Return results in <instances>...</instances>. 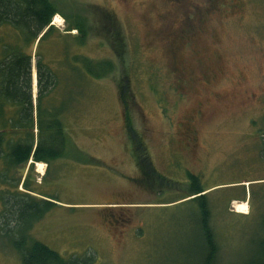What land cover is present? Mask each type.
<instances>
[{
  "label": "rangeland",
  "instance_id": "374dc122",
  "mask_svg": "<svg viewBox=\"0 0 264 264\" xmlns=\"http://www.w3.org/2000/svg\"><path fill=\"white\" fill-rule=\"evenodd\" d=\"M55 1L70 20L87 18L90 33L79 45L56 14V35L44 46L54 67L68 47L113 70L72 88L63 120L81 152L44 163L43 175L36 164L28 174L31 162L12 169L14 180L0 178V196L26 191L27 177L36 196L53 198L29 233L65 258L202 264L198 201L182 199L192 173L208 193L219 244L213 264H242L264 213V0ZM110 17L122 32L113 42ZM126 114L146 150L130 139ZM145 151L171 182H143ZM10 239L0 228V264H21Z\"/></svg>",
  "mask_w": 264,
  "mask_h": 264
},
{
  "label": "trees",
  "instance_id": "16d2710c",
  "mask_svg": "<svg viewBox=\"0 0 264 264\" xmlns=\"http://www.w3.org/2000/svg\"><path fill=\"white\" fill-rule=\"evenodd\" d=\"M56 14H63L69 21L67 32L77 31V35L72 36L75 42L85 44L90 33L88 19L77 14L70 20L55 0H0V178L3 183L14 180L9 176L12 169L25 168L29 162L28 174L38 162L49 165L58 158L81 152L63 120L75 100L76 93L72 88L75 84L77 88V83L82 84L85 77L101 79L113 70L111 61H95L78 54L70 56L68 47L64 48V58L59 61L60 69L54 67L44 46L56 35L57 29L52 25ZM110 20L117 31L111 41L122 39L117 22L112 17ZM77 76L80 81L74 80ZM59 86L64 88L62 93L58 92ZM124 109L129 111L126 104ZM125 120L130 139L139 142L141 151L146 150L142 136L136 135L132 128L128 114ZM260 134V154L264 159V130ZM140 150L136 148V152ZM145 155V158H142V152L138 155L143 182L150 189L155 187L156 181L171 182L157 173L148 152L145 151ZM189 178V189L182 199L190 197L198 201L205 248L202 264H213L218 258L219 244L211 225L208 193L197 175L189 173ZM23 185L24 192L18 188L2 190L0 196V228L11 235V245L19 253L21 264H94L93 257L65 258L31 237L29 231L34 224L41 221L56 203L53 198L36 196L27 177ZM260 221L258 231L252 233L249 240L252 249L242 264H264V213Z\"/></svg>",
  "mask_w": 264,
  "mask_h": 264
},
{
  "label": "bare ground",
  "instance_id": "6f19581e",
  "mask_svg": "<svg viewBox=\"0 0 264 264\" xmlns=\"http://www.w3.org/2000/svg\"><path fill=\"white\" fill-rule=\"evenodd\" d=\"M58 21V20H57ZM36 166L38 167V172H40L42 175L44 174L45 172V164L43 162H38L36 163ZM246 204H240L238 205V208L240 209L239 211L240 212H243L245 209H246Z\"/></svg>",
  "mask_w": 264,
  "mask_h": 264
},
{
  "label": "water",
  "instance_id": "95a60500",
  "mask_svg": "<svg viewBox=\"0 0 264 264\" xmlns=\"http://www.w3.org/2000/svg\"><path fill=\"white\" fill-rule=\"evenodd\" d=\"M35 84H37V78H36V75H35Z\"/></svg>",
  "mask_w": 264,
  "mask_h": 264
}]
</instances>
